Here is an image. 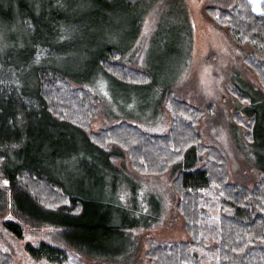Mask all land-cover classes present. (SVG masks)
Segmentation results:
<instances>
[{
    "label": "trees",
    "instance_id": "1",
    "mask_svg": "<svg viewBox=\"0 0 264 264\" xmlns=\"http://www.w3.org/2000/svg\"><path fill=\"white\" fill-rule=\"evenodd\" d=\"M100 2L106 6L110 1ZM206 12L230 37L262 83L263 87L253 82V90L229 84L244 108L235 109L234 116L238 122L244 121L239 126L245 140L254 143L261 117L245 103L252 102V91L264 99V11L257 12L252 0H210ZM48 17L43 23L45 44H36L34 51L48 49L46 44L61 33L55 17ZM103 17H92V22L101 27ZM123 57L121 48L104 45L91 54L90 61L91 66L126 84L144 85L153 80L149 70ZM20 69L22 66L16 63H0V114L11 94L25 93L20 96V115L29 114L35 107L45 125L54 130L51 139L59 136L58 128L70 135V131H76L92 152L126 177L146 180L147 175L170 174L174 186L170 193L177 197L176 208L183 216L188 236L148 237L143 257L151 264H264V173L252 186L230 181L227 154L201 133L203 108L167 88L163 94L170 115L166 130L155 132L121 117L104 123L97 132L91 131L88 126L101 114L104 101L98 92L80 84L89 70L71 72L54 64L37 65L33 70L35 88L26 93L15 74ZM2 121L5 128H10L7 123L15 119ZM17 138L5 141L0 137V176L9 179L7 189L0 188V237L9 234L23 239L26 224L56 226L59 231L51 238L24 242L28 264H144L136 235L130 242L106 245L108 232L121 229L124 237L126 231L124 225L108 222L110 207L104 193H100L99 202L86 200L77 187L63 184L47 171L40 163V158L47 157L46 143L29 142L30 156L13 162L8 146L22 142L24 137ZM129 225H137L136 229L149 227L139 221ZM0 264L17 263L11 252L0 248Z\"/></svg>",
    "mask_w": 264,
    "mask_h": 264
},
{
    "label": "rangeland",
    "instance_id": "2",
    "mask_svg": "<svg viewBox=\"0 0 264 264\" xmlns=\"http://www.w3.org/2000/svg\"><path fill=\"white\" fill-rule=\"evenodd\" d=\"M109 1L102 6L100 0H0V63L22 66L15 74L26 93L35 88L33 70L37 65L54 64L71 72L89 70L87 79L80 84L98 92L104 101L101 114L88 126L96 132L104 123L121 117L155 132L166 130L170 115L163 104V94L165 89L173 88L204 109L201 133L227 154L230 181L252 186L264 173V99L252 91V102L246 100L245 105L261 117L257 140L249 143L239 126L244 121L238 122L233 112L244 108L229 86L241 84L250 89L253 82L262 83L226 32L211 21L206 12L210 0ZM262 1L252 0L257 12L264 11ZM48 15L55 17L61 33L46 44L48 49L34 51L36 44H45L43 23ZM102 15V26L94 25L92 17L99 19ZM104 45L121 48L123 60L149 70L153 80L144 85L126 84L91 66V54ZM21 95L11 94L0 114L2 140L24 137L22 142L8 146L11 160L18 163L31 154L29 142L46 143L47 157L40 158V163L47 171L63 184L77 187L86 200L99 202L100 193H104L110 207L108 222L124 225L126 231L124 237L121 229L108 232L106 245L124 244L136 235L142 246L141 262L151 264L143 257L148 237L188 236L183 216L176 208L177 197L170 193L174 186L169 173L147 175L146 180L126 177L92 152L76 131H70V135L58 128L59 136L51 139L54 130L45 125L35 107L29 114L20 115ZM208 105L213 106L209 109ZM11 117L15 122H8L11 127L5 128L2 120ZM8 184L9 179L0 176V188L7 189ZM138 221L149 227L136 229L137 225H129ZM58 231L56 226L26 224L23 239L6 234L0 237V248L11 252L17 264H28L24 242L49 239Z\"/></svg>",
    "mask_w": 264,
    "mask_h": 264
}]
</instances>
